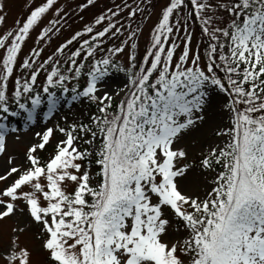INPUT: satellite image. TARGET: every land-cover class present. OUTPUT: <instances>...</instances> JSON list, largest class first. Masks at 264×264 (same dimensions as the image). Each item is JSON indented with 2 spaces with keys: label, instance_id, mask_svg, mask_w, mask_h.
Here are the masks:
<instances>
[{
  "label": "snow or ice",
  "instance_id": "1",
  "mask_svg": "<svg viewBox=\"0 0 264 264\" xmlns=\"http://www.w3.org/2000/svg\"><path fill=\"white\" fill-rule=\"evenodd\" d=\"M58 2L27 5L0 34V223L18 221L6 264H264V0H167L139 60L131 21L144 0H125L47 57L37 46L21 60L50 11L41 44L67 23ZM193 23L206 44L193 47ZM85 101L97 107L90 122L57 121L62 102ZM218 104L229 119L214 129L220 142L188 144ZM32 228L39 250L19 243Z\"/></svg>",
  "mask_w": 264,
  "mask_h": 264
},
{
  "label": "rangeland",
  "instance_id": "2",
  "mask_svg": "<svg viewBox=\"0 0 264 264\" xmlns=\"http://www.w3.org/2000/svg\"><path fill=\"white\" fill-rule=\"evenodd\" d=\"M85 2L86 0H59L57 7L69 13L67 23L62 24L61 26L62 30L60 32H56L52 36L51 41L41 44L36 39V37L40 32L41 27L47 26L48 21L50 19L55 18V12L50 11L42 20L40 27H37L31 33V37L26 41L20 59L23 60L27 58L30 50L37 46H42L45 49L43 53V57H47L54 51V49L59 44L63 43L66 39L70 38L76 31H80L86 25L91 24L96 18H98V16L101 13H106L107 9L114 8V6L118 4L122 5L125 2V0H96L94 6H89L86 9L78 7L79 5ZM126 2L132 6H135L137 3H140V0H126ZM40 3L41 0H8L7 18H6V22L3 25H0V34L15 30L14 22L17 19L26 17L28 15L29 9L27 8V5H31L32 7H35ZM166 4H167V0H144V2L140 4L141 8H143L144 11L138 14L131 21L132 29H136L137 25H139V29H140L136 39L138 45L136 49V54L138 58L143 57V54L145 53L148 47V41L152 34V30L154 26L159 22L161 11ZM190 7L191 6L189 5V8ZM186 12L187 9L185 10V14ZM127 14H128V10H125L121 14V17H118L117 19H121L127 22ZM103 26H106V24L101 25L99 27H103ZM97 30H99V28H97ZM191 30L193 31V36H194L193 47H196L198 44L201 45L200 44L201 40L199 39L200 29L196 23H193L191 25ZM126 38H127V33H125L124 36L121 37V39L108 40L105 47H110L113 44L119 45L121 40ZM76 46H78V44L73 45V49ZM181 50H182V45L181 48L177 50V56L179 55ZM100 55H102V53ZM125 63H126L125 56H121L118 60V64L122 67L124 66ZM22 71H23L22 69L18 70L16 72V75H19L20 72ZM120 75L122 76L123 74ZM85 79L86 78L84 77L83 79L84 82ZM40 80L43 81V76L40 77ZM110 83H111V87L117 91L121 87L119 76H114L113 80ZM80 84L83 85L84 83H81L80 80ZM9 87L10 89L12 88L11 81ZM57 94L64 95L60 92V90H57ZM114 105L116 106L115 103ZM12 108L14 109L15 105H12ZM46 108L47 106L46 104H44L38 110V118L40 119L41 124L46 123V121L43 118L44 112H46ZM96 113H97L96 105L88 101H85L84 103H77L75 107H71L67 103L62 102V106L60 107L57 115V121L60 122L61 124H64L65 119H67L69 123H72L75 122L77 118H79V121L88 123L90 122L91 115ZM205 116H206V123H204L202 127L198 128L192 133V138H190L187 141L188 144L202 143L204 140H207L208 143L220 142L219 139L214 134V129H216L217 127H223L224 125H227L229 123L227 110L224 109L222 105L218 104V106L215 109L207 111ZM7 123H9L10 126L12 127H16L20 129L21 134H23V132L25 131L24 122L19 118L9 117ZM37 130L39 129L37 128ZM24 148H25L24 143L13 144L10 140L11 154H14L18 157L22 156L24 152ZM48 150L49 151L52 150V145L49 146ZM47 154H48L47 152L42 153V156L46 158ZM195 155L198 156L199 152H196ZM217 171L220 170L217 168ZM209 179H211V177H209ZM200 190L201 192H203L204 184L200 185ZM17 222H18L17 220L12 219L0 223V264H6V257L9 252V241L10 238H12V228L16 225ZM37 235L38 234L36 233L35 228L30 229L20 237V241H19L20 245L23 246L27 244L30 248H35L39 250L40 240L37 239ZM12 247L14 249L15 245H13ZM43 255L45 254L41 253V256Z\"/></svg>",
  "mask_w": 264,
  "mask_h": 264
},
{
  "label": "trees",
  "instance_id": "3",
  "mask_svg": "<svg viewBox=\"0 0 264 264\" xmlns=\"http://www.w3.org/2000/svg\"><path fill=\"white\" fill-rule=\"evenodd\" d=\"M199 39L201 40V42H200V44L202 45V44H206V40L202 37V35H201V33L199 34ZM150 42H151V36H150V38H149V41H148V47L150 46ZM147 47V48H148ZM139 59H142V57H140V58H138V60ZM82 77H86V70H85V75L84 76H82ZM116 110V107L113 105V109H112V111H115ZM219 170H222L220 167H217Z\"/></svg>",
  "mask_w": 264,
  "mask_h": 264
}]
</instances>
